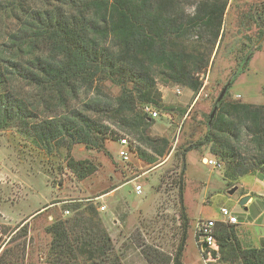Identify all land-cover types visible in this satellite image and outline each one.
<instances>
[{
  "label": "trees",
  "instance_id": "16d2710c",
  "mask_svg": "<svg viewBox=\"0 0 264 264\" xmlns=\"http://www.w3.org/2000/svg\"><path fill=\"white\" fill-rule=\"evenodd\" d=\"M189 5H195L193 15L186 13ZM228 5L229 0H0V131L31 133L35 144L52 153L64 146L70 152L76 144L100 150L110 132L109 124H118L133 136L143 135L158 119L147 117L144 106L150 105L159 113L173 110L163 103L158 75L194 93L201 89L199 75L206 74L215 62ZM254 15L249 13L244 20L264 21V12L258 13L257 20ZM105 81L119 89L116 99L95 98L77 108L84 92H101ZM223 104L224 100L218 103L217 99L214 108L219 106L218 114L208 132L185 152L209 146L237 175L251 171L264 175V106L239 103L223 111ZM243 128L255 150L249 165L236 160L240 154L228 138L242 134ZM148 140L157 153L148 162L152 165L165 156L169 142ZM140 153L146 161V154ZM181 160L182 170L174 180L180 242L172 258L147 251L149 264H184L191 222L184 197L185 153ZM66 161L80 181L98 170L88 159L69 157ZM72 211L76 214L46 226L50 243L44 262L125 264L98 207L75 204ZM234 227L217 225L216 249L205 251L206 257L210 253L221 264H264V239L258 247H244ZM28 233L27 224L17 228L0 253V264H27Z\"/></svg>",
  "mask_w": 264,
  "mask_h": 264
},
{
  "label": "rangeland",
  "instance_id": "374dc122",
  "mask_svg": "<svg viewBox=\"0 0 264 264\" xmlns=\"http://www.w3.org/2000/svg\"><path fill=\"white\" fill-rule=\"evenodd\" d=\"M251 12L257 20L258 13L264 12V0H229L223 36L214 53L216 59L206 74L199 75L203 85L198 93L183 85H173L158 75L157 86L163 103L173 110L160 112L159 118L141 136L130 135L118 124L106 123L110 132L100 150H88L86 146L76 144L70 152L64 146L60 152L55 148L52 153L35 144L31 133L23 135L14 129L0 131V253L8 247L17 228L27 224L26 262L46 264L44 260L50 243L46 226L76 214L72 211L75 204L98 207L102 203L106 211H98L103 225L116 249L122 251L125 264H149L145 258L149 250L172 258L181 237L178 190L174 180L182 170L183 153L186 154L185 206L191 222L184 264H206V261L221 264L210 254L206 257L195 231L200 218L223 220L222 208L238 218L242 236L244 230L251 232L254 240L243 237L245 246L255 245L257 239L253 230L258 231L260 224L255 219L264 209V199L257 201L253 194L255 204L249 207L240 205V200L247 191L264 189L260 175H236L228 179L225 173L233 169L227 161L213 154L209 146L185 152L190 144L198 142L208 132V118L227 85L230 84L223 98V111H227L229 105L239 103L264 106V21L261 24L246 22L244 17ZM186 13L193 15L195 5L186 7ZM100 88L101 92H84L77 108L95 98L116 99L119 95V89L109 81L102 83ZM228 118L238 125L234 117L229 115ZM246 132L243 128L242 134L228 135V138L234 144L235 152L240 154L236 160L249 165L255 150ZM122 136L128 138L129 147L118 141ZM148 138L169 142L165 156L158 157L152 165L148 162L157 153ZM123 149L128 152L130 161L119 156ZM140 151L146 154L147 162L139 157ZM69 157L91 160L98 170L92 177L80 181L67 167ZM204 159L219 160L223 168L206 165ZM128 181L133 183L113 195L114 190L105 194ZM138 184L143 187L142 195L136 193ZM230 184L239 187L232 195L228 190ZM68 209L70 213L66 215ZM237 229L235 226L234 230Z\"/></svg>",
  "mask_w": 264,
  "mask_h": 264
},
{
  "label": "built area",
  "instance_id": "2783aa9c",
  "mask_svg": "<svg viewBox=\"0 0 264 264\" xmlns=\"http://www.w3.org/2000/svg\"><path fill=\"white\" fill-rule=\"evenodd\" d=\"M143 113L153 119H157L160 116V113L158 110L153 108L150 105H146L143 108ZM120 144L124 147H129V140L127 137H123L120 139ZM119 156L125 160L130 161L128 152L123 149L120 151ZM204 164L213 166L214 168L222 169L223 164L219 160H213V159H204ZM136 193L139 195L143 194V187L142 185L136 186ZM98 210L101 212L106 211V207L104 204L100 203L98 205ZM69 211H65L66 215H69ZM221 214L223 216V220H215V219H204L200 218L196 224V238L202 247L203 252L209 250V252L215 250V234H216V228L219 223L229 224V225H239L238 218L228 209L222 208ZM207 246L206 249H204V246ZM210 254V253H209ZM206 264H210V262L206 261Z\"/></svg>",
  "mask_w": 264,
  "mask_h": 264
},
{
  "label": "crops",
  "instance_id": "0c3cea01",
  "mask_svg": "<svg viewBox=\"0 0 264 264\" xmlns=\"http://www.w3.org/2000/svg\"><path fill=\"white\" fill-rule=\"evenodd\" d=\"M231 169H233V168H231ZM228 173V172H227ZM237 174H239V173H235L234 171H231V172H229L228 174H226V176H227V178L228 179H232V178H234ZM249 175H251V176H259L260 175V179H261V181H262V183H263V185H264V175H262V174H259L258 172H250L249 173ZM130 183H133V182H131V181H128V182H125L123 185H119V187L117 188V189H115L114 191H113V193H112V195L113 194H115L116 192H118V191H120L121 190V188L123 187V186H125V185H127V184H130ZM139 185V184H138ZM235 187V186H234ZM238 187V186H237ZM233 188V187H232ZM232 188H229L228 190H230V189H232ZM239 188V187H238ZM253 194H255L256 196H257V201H259V199L260 198H262V199H264V189H262V190H260V191H247L246 193H244L242 196H241V200H242V198L243 197H245V196H251L252 197V199L247 203V205L246 206H251V205H253V204H255V198L252 196ZM240 200V201H241ZM235 208H233V210H234ZM246 211H248V208H246ZM256 220V222L257 223H260L259 225H258V228H259V230L257 231L256 229H254L253 231H254V234H255V236H256V238L255 239H257V242L255 243V245L254 244H249L248 246H252V247H258L259 245H260V243H261V241L264 239V209H263V211L259 214V216L255 219ZM243 225H245L244 223H243ZM238 227V229H237V231H236V236H237V238H238V240L240 241V243L243 245V246H245L246 244L245 243H243L242 241H243V237H248V238H250V239H252V240H254L252 237H251V232H248V231H245L244 230V233H243V235L244 236H242V234H241V232H240V230L242 229V228H240L241 227V225H238L237 226ZM252 227H254V226H252ZM243 230V229H242ZM247 246V245H246ZM245 246V247H246ZM211 261V260H210Z\"/></svg>",
  "mask_w": 264,
  "mask_h": 264
},
{
  "label": "water",
  "instance_id": "95a60500",
  "mask_svg": "<svg viewBox=\"0 0 264 264\" xmlns=\"http://www.w3.org/2000/svg\"><path fill=\"white\" fill-rule=\"evenodd\" d=\"M229 85H230V84H229ZM229 85H227V86L223 89V91L221 92V94H220V96H219V98H218V103L221 102V101L223 100V98H224V96H225V94H226V92H227V90H228V88H229ZM217 110H218V107L216 106V107L214 108L212 114H211V117H210V122H209L210 125L212 124V121H213V119H214V117H215V115H216V113H217ZM237 189H238V187H233L232 189L229 190V194H231V195L234 194V192H235ZM251 199H252L251 196H245V197H243L242 200L240 201V205H242V206H246L247 203H248ZM206 247H207V246L205 245L203 248L206 249Z\"/></svg>",
  "mask_w": 264,
  "mask_h": 264
}]
</instances>
